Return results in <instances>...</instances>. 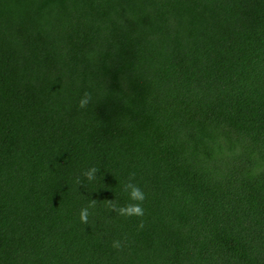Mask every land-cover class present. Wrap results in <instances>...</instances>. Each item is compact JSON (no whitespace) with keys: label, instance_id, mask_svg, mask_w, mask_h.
I'll return each mask as SVG.
<instances>
[{"label":"trees","instance_id":"trees-1","mask_svg":"<svg viewBox=\"0 0 264 264\" xmlns=\"http://www.w3.org/2000/svg\"><path fill=\"white\" fill-rule=\"evenodd\" d=\"M0 264H264V0H0Z\"/></svg>","mask_w":264,"mask_h":264},{"label":"clouds","instance_id":"clouds-1","mask_svg":"<svg viewBox=\"0 0 264 264\" xmlns=\"http://www.w3.org/2000/svg\"><path fill=\"white\" fill-rule=\"evenodd\" d=\"M88 103V101L81 100L79 101L78 106L83 108L84 105ZM95 169L91 170L89 174V179H92L91 173L94 172ZM130 190L127 193V197L129 201H135V203H127L124 206L117 209L118 213L124 216H138L142 217L144 215V209L141 207L142 202L145 199V194L141 190L139 186L135 185H128L127 186ZM79 221L81 224H87L88 223V213L87 210H81L79 214ZM139 227H143V222L141 221V224Z\"/></svg>","mask_w":264,"mask_h":264}]
</instances>
